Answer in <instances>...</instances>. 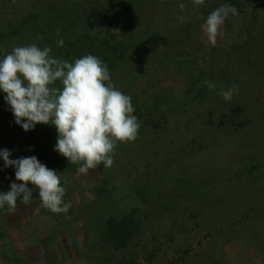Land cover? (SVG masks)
I'll use <instances>...</instances> for the list:
<instances>
[{"label":"trees","instance_id":"16d2710c","mask_svg":"<svg viewBox=\"0 0 264 264\" xmlns=\"http://www.w3.org/2000/svg\"><path fill=\"white\" fill-rule=\"evenodd\" d=\"M228 3L238 14L213 45L201 26ZM32 44L69 62L100 58L140 124L134 141L117 144L112 167L80 174L54 150L55 127L25 132L0 92V150L14 160L36 156L58 172L71 203L67 212L47 211L54 227L42 248L59 247L61 233L79 222L83 246L72 260L84 264H234L233 245L264 258V0H0V59ZM233 84L239 91L225 101L219 93ZM3 162L0 174L14 180ZM29 187V203L40 200ZM101 202L113 206L90 222ZM29 203L0 209L2 264H30L15 244L23 225L10 224Z\"/></svg>","mask_w":264,"mask_h":264},{"label":"clouds","instance_id":"9594fccd","mask_svg":"<svg viewBox=\"0 0 264 264\" xmlns=\"http://www.w3.org/2000/svg\"><path fill=\"white\" fill-rule=\"evenodd\" d=\"M199 6L203 0H192ZM185 5L180 4L183 10ZM238 14L232 4L213 10L203 23L202 31L213 45L229 15ZM183 19V18H181ZM59 35V30H57ZM63 47V40L57 41ZM215 89L213 81H204ZM59 84V86H56ZM239 87L233 84L221 89L225 101H231ZM0 92L14 116L15 123L25 132L36 125H52L57 130L54 150L69 163L78 164L80 174L101 163L110 168L114 163L118 143L137 138L140 124L133 115L132 98L120 91L111 80L106 63L87 54L74 62L55 58L51 47L36 44L14 47L0 59ZM8 149L0 150V158L7 168L15 169L16 181L10 190L0 192V209L8 213L16 210L18 198L27 204L33 197L34 186L41 206L53 213L67 212L71 203L64 202L66 188L58 172L42 164L36 156L10 159ZM64 184L68 183L64 178Z\"/></svg>","mask_w":264,"mask_h":264},{"label":"rangeland","instance_id":"374dc122","mask_svg":"<svg viewBox=\"0 0 264 264\" xmlns=\"http://www.w3.org/2000/svg\"><path fill=\"white\" fill-rule=\"evenodd\" d=\"M176 84L180 82V78L173 77ZM132 156L136 160V152L128 156ZM139 159L137 158L136 161ZM141 161V160H140ZM4 168V172L10 171L13 168H7L4 162L1 164ZM2 176V177H1ZM2 183L10 185L14 180H7L4 174H0ZM19 183V182H17ZM33 200V199H32ZM78 200H75V204ZM113 206V202L107 204L105 202L94 207V213H90V222H98L102 219L105 208ZM101 209L99 212L95 210ZM48 210L41 206L40 200H33L24 208L18 209L17 214L10 215V224L16 222V224L22 223V227L15 232L16 246L23 254H26L29 258L30 264H84L80 260H72L74 256V250L83 246L84 234L79 222L72 224L70 232L61 233L59 241L61 242L59 247L46 251L43 246L39 244L40 239L51 231L54 227V221L48 218ZM176 242H179V237H176ZM234 264H264V258L255 250H247L244 247L232 246L231 249ZM0 264H2L0 262ZM197 264H201L198 262Z\"/></svg>","mask_w":264,"mask_h":264}]
</instances>
